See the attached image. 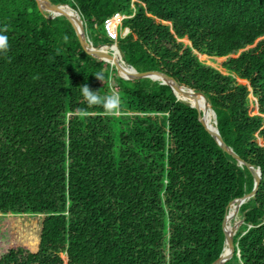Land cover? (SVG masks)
I'll list each match as a JSON object with an SVG mask.
<instances>
[{
	"label": "trees",
	"instance_id": "obj_1",
	"mask_svg": "<svg viewBox=\"0 0 264 264\" xmlns=\"http://www.w3.org/2000/svg\"><path fill=\"white\" fill-rule=\"evenodd\" d=\"M48 1L78 12L94 46L110 42L105 18L128 16V32L117 38L125 61L205 97L224 144L260 171L223 264H264V146L255 141L257 132L264 139V0ZM0 34L9 43L0 54V214L41 216L36 251L11 248L0 264L215 261L229 203L251 191L253 178L207 132L201 113L158 81L120 78L83 51L66 18H46L34 0H0ZM184 38L191 47L177 41ZM192 49L226 57L228 73ZM85 84L117 92L120 117L88 105ZM249 94L258 116L248 112Z\"/></svg>",
	"mask_w": 264,
	"mask_h": 264
},
{
	"label": "water",
	"instance_id": "obj_2",
	"mask_svg": "<svg viewBox=\"0 0 264 264\" xmlns=\"http://www.w3.org/2000/svg\"><path fill=\"white\" fill-rule=\"evenodd\" d=\"M37 4V8L43 12L46 13V18L52 19L56 16H63L66 18L70 24L72 25V28L74 29L75 35L78 39V42L80 44V47L83 49V51L90 55L91 57H94L96 59L103 60L110 64L111 67H113L117 74L122 77L123 79L132 80V79H141V78H149L152 80H160L161 83L168 85L174 96L177 100H180L178 98V94L184 95L186 98L192 99L193 102L200 97L203 100L202 107L198 108L195 104L187 103L189 106L194 107L197 109V111H202V121L204 124L205 129L207 132L212 136V138L216 141V143L222 148L223 151L230 154L237 162L238 165L246 166L247 169L251 172L252 178H253V187L251 191L245 195H243L240 198L233 199L229 203V209L227 212V215L223 219L222 222V231L224 234V246L222 249L221 254L219 257L213 261L211 264H223L225 261H227L232 254V247H233V241L232 237L235 234L227 230V224H229V220L231 219L230 215V207L233 206V213L235 214L238 212L239 206L246 202L248 199L254 197L257 187L259 185L260 180V171L258 168H254L252 165L245 163L242 159L238 158L236 154L233 153V151L224 144L222 141L217 129H216V120H215V114L213 110L210 108V105L207 103V101L204 99L203 96L194 93L192 90L187 89L185 87H182L181 85H178L176 81H174L173 78L168 77L167 75L157 72V71H148V72H142L139 73L135 71L126 61L125 58L120 50V48L113 44V43H107L101 46H94L86 37L83 29V22L80 18V15L78 12L74 11L72 8H70L68 5L65 4H51L48 0H34ZM70 10L69 12L67 11ZM104 46L106 47H112L115 46V48L118 51V58L114 57V52L111 54L108 53L106 49H103ZM111 51L112 48H111ZM208 110H210L212 115V125L208 124L205 119V115L208 113ZM241 222H243V218L241 219ZM242 224V223H241Z\"/></svg>",
	"mask_w": 264,
	"mask_h": 264
},
{
	"label": "rangeland",
	"instance_id": "obj_3",
	"mask_svg": "<svg viewBox=\"0 0 264 264\" xmlns=\"http://www.w3.org/2000/svg\"><path fill=\"white\" fill-rule=\"evenodd\" d=\"M165 24H168V23H165ZM177 41L183 42L184 44L188 45V42L185 40H177ZM250 47H246L245 49L250 48ZM112 48L114 49L115 46H112ZM238 53L235 56H237ZM225 59L226 57L210 59L204 55H200L199 57L200 61L205 62L207 65H210V67L211 66L214 67L217 71H219L223 75H226L228 73L225 69L220 68V64ZM230 75L231 77L235 79L237 84L245 85L248 89V84L245 79H240L237 77L236 74H233V73H231ZM252 107L253 106L249 98L248 112L252 116H258L256 114V111H254L253 109L254 107L253 108ZM113 117L118 119L120 115L113 116ZM211 120L212 119H210V121ZM263 123H264V119H263ZM255 136H256V139H255L256 143L259 146H264V139H262L258 135V132L255 134ZM237 216L240 217L238 212H236L233 216V224L237 223V219H236ZM40 220H41V216L38 214L36 215H29V214L2 215L0 214V257L4 255L11 248H22L26 251L35 252L37 249L36 247H37L38 241H39L38 239H39V232H40ZM64 263H65V260H64Z\"/></svg>",
	"mask_w": 264,
	"mask_h": 264
},
{
	"label": "clouds",
	"instance_id": "obj_4",
	"mask_svg": "<svg viewBox=\"0 0 264 264\" xmlns=\"http://www.w3.org/2000/svg\"><path fill=\"white\" fill-rule=\"evenodd\" d=\"M120 15H123V14H121V13H119ZM125 18L124 19H126L128 16H126V15H123ZM123 19V20H124ZM163 22V23H162ZM161 23L162 24H165V23H168V25H170L171 26V24L169 23V22H164V21H162ZM122 24H123V22H122ZM4 31H6V29H4ZM127 32H128V29H126V28H123L122 27V25H121V28L120 29H118V36H125L126 34H127ZM110 40V39H109ZM177 40H185V41H187L188 42V45L187 46H189V47H191V43H190V41H188L186 38H184V39H177ZM110 43H113V44H115V45H117V40L114 42V41H112V40H110ZM184 45H186V44H184ZM101 46V45H100ZM96 47H98V46H96ZM112 48V47H111ZM111 48L109 47H106V46H104V48L103 49H106V50H108L107 52L108 53H112V52H114V50H113V48H112V50L113 51H111ZM8 49H9V43H8V36L7 35H4V34H0V54H6L7 53V51H8ZM192 52L196 55V57H197V59L199 60V57H200V55H204V56H206L207 58H210V59H213V58H215V57H209V56H207V55H205V54H202V53H199V52H196L195 50H193L192 49ZM115 53V52H114ZM234 57V56H233ZM216 59V58H215ZM103 61V60H102ZM200 61V60H199ZM105 62V61H104ZM200 62H202V61H200ZM107 63V62H106ZM203 64H205V65H207L205 62H202ZM109 64V63H108ZM110 65V64H109ZM207 66H209L210 67V65H207ZM132 67V66H131ZM212 67V66H211ZM133 68V67H132ZM213 69H215L214 67H212ZM220 68H222V69H224L223 67H222V63L220 64ZM134 69V68H133ZM135 70V69H134ZM216 70V69H215ZM116 71V70H115ZM136 71V70H135ZM217 71V70H216ZM145 72H148V71H145ZM157 72H160V71H157ZM219 72V71H218ZM117 73V72H116ZM139 73H142V72H139ZM160 73H162V72H160ZM220 73V72H219ZM163 74H165V73H163ZM118 75V74H117ZM166 75V74H165ZM119 76V75H118ZM168 76V75H167ZM120 77V76H119ZM168 77H170V76H168ZM95 78H96V80H98V81H100V82H103L104 81V79H105V77H104V75H103V73H101V72H98V73H96V75H95ZM120 78H122V77H120ZM172 78V77H171ZM123 79V78H122ZM149 79V78H148ZM124 80H127V79H124ZM133 80V79H132ZM150 80H152V79H150ZM153 81H158L160 84H163V83H161L160 82V80H153ZM175 81V80H174ZM246 82H247V84H248V90L249 91H251V89H250V86H249V83H248V81L246 80ZM177 83V82H176ZM178 84V83H177ZM164 85H166V84H164ZM178 85H180V84H178ZM168 86V85H167ZM182 87H185V88H187V89H190V90H192L194 93H196L193 89H191V88H189V87H187V86H183V85H181ZM80 88V91H81V95H82V97L84 98V100H85V102L88 104V105H90V106H100L102 109H103V112H104V115H106V116H109V117H113V116H119V115H121L122 114V103H123V101H122V98H121V96L117 93V92H115V91H113V92H111V93H108V94H104V95H100L99 94V92L98 91H92V90H90V88H89V86L87 85V84H85V85H83V86H81V87H79ZM171 89V88H170ZM172 91V90H171ZM173 93V92H172ZM197 94H199V93H197ZM174 95V94H173ZM199 95H201V96H203L202 94H199ZM204 97V96H203ZM248 97L250 98V102H251V104H252V106L254 107H252L253 109H254V111H256L255 110V108H256V101H255V99L251 96V94H249L248 95ZM197 99V98H196ZM204 99H205V97H204ZM206 100V99H205ZM178 101H181V102H184L185 104H187L188 102H185V101H182V100H178ZM193 101V100H192ZM253 101H254V105H253ZM208 103V102H207ZM192 104V103H191ZM209 104V103H208ZM188 105V104H187ZM189 106V105H188ZM194 108V107H193ZM210 108H211V106H210ZM195 109V108H194ZM212 109V108H211ZM197 110V109H196ZM213 110V109H212ZM79 113H80V115L81 116H84V117H86V116H88L89 115V113L87 112V111H85V110H83V109H78L77 110ZM198 112H200L201 114H202V111L201 110H199ZM214 112V111H213ZM215 114V113H214ZM256 114H258L257 113V111H256ZM202 116V115H201ZM213 119V118H212ZM215 120H216V117H215ZM239 166H242V165H239Z\"/></svg>",
	"mask_w": 264,
	"mask_h": 264
},
{
	"label": "built area",
	"instance_id": "obj_5",
	"mask_svg": "<svg viewBox=\"0 0 264 264\" xmlns=\"http://www.w3.org/2000/svg\"><path fill=\"white\" fill-rule=\"evenodd\" d=\"M125 17L119 13H115L110 17L103 20V28L108 38L112 41H116L118 38V29L121 28L123 19Z\"/></svg>",
	"mask_w": 264,
	"mask_h": 264
},
{
	"label": "bare ground",
	"instance_id": "obj_6",
	"mask_svg": "<svg viewBox=\"0 0 264 264\" xmlns=\"http://www.w3.org/2000/svg\"><path fill=\"white\" fill-rule=\"evenodd\" d=\"M67 11L69 12L70 10L67 9ZM114 52L116 54H118V51L116 48L113 49ZM178 98L182 101H185V102H188V103H192V104H195L198 108L202 107V104L203 102H200L198 101L197 99L193 102L192 99H186L183 97V95L181 94H178ZM205 119H206V122L208 124H211L212 125V120L210 121V119H212V115H211V112L210 110H208V113L205 115ZM233 206L231 205L230 207V215H231V219L229 220V224H227V230L230 231V232H233L234 228L238 225L241 224V221L237 222L236 224H233V216H234V213H233Z\"/></svg>",
	"mask_w": 264,
	"mask_h": 264
}]
</instances>
